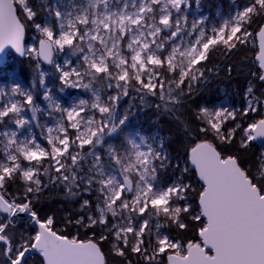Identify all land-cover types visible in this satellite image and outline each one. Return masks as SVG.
<instances>
[{
  "label": "snow or ice",
  "instance_id": "6c2138e0",
  "mask_svg": "<svg viewBox=\"0 0 264 264\" xmlns=\"http://www.w3.org/2000/svg\"><path fill=\"white\" fill-rule=\"evenodd\" d=\"M230 5L0 0V264H264V0Z\"/></svg>",
  "mask_w": 264,
  "mask_h": 264
},
{
  "label": "trees",
  "instance_id": "16d2710c",
  "mask_svg": "<svg viewBox=\"0 0 264 264\" xmlns=\"http://www.w3.org/2000/svg\"><path fill=\"white\" fill-rule=\"evenodd\" d=\"M215 3L221 4V6L224 8H229V0H204V6H205V8H207L206 10L211 15H213L215 12L214 11L215 7H216ZM31 35H32V32L29 31L27 33V39L26 40L29 41ZM253 55H254V53H253ZM8 56H10L11 58L14 59L16 65L19 69L20 75L22 73L24 75H26L27 74V68H26L25 64H22L20 62L21 59L17 58L14 54H10ZM226 83L227 82H225V84ZM236 86H237L236 82H233V87H236ZM222 96H223V93L218 92L217 86L214 85L213 90L207 95V98L212 99V100H217L218 97H222ZM133 119L137 120L136 124L141 129H144L145 127H149L153 130L160 128L161 131L165 135H169V133H170V126L167 124V122L162 120L159 124L154 123L157 118L152 111L146 110L143 112H139L135 115V117ZM173 139H174V136H173ZM258 147H259V145H256V148H258ZM171 148L174 150L173 151L174 155L177 154V152L180 154H183L184 149L179 144L173 143L171 145ZM256 148H254L253 150H256ZM38 207H41L45 213L51 214L49 212V209H51L52 211H55L59 207V204L58 203H52V202L46 200L41 205H38ZM61 215H62V213H61Z\"/></svg>",
  "mask_w": 264,
  "mask_h": 264
},
{
  "label": "rangeland",
  "instance_id": "374dc122",
  "mask_svg": "<svg viewBox=\"0 0 264 264\" xmlns=\"http://www.w3.org/2000/svg\"><path fill=\"white\" fill-rule=\"evenodd\" d=\"M215 5H216V7H215V12H214V14L213 15H211L206 9L207 8H205V6L203 7V12H204V14H207V15H209V16H211V17H215L216 16V13H217V11L219 10L222 14H228L229 13V11H230V0H229V8H224V7H222L221 6V4H218V3H215ZM32 36H33V33H32V35H31V37H30V39H29V43H32V42H34L33 40H32ZM5 65H11L12 66V68H14L15 70H16V73H17V75L18 76H20V73H19V69H18V67H17V65H16V63H15V61H14V59L13 58H11L10 56H8V57H6V61H5ZM4 75H7L8 73L7 72H5V73H3ZM66 98H68V97H66ZM137 120L136 119H133V124L135 125V126H137ZM138 127V126H137ZM139 128V127H138ZM141 129V128H140ZM142 131H144V132H146V133H148V132H154L155 130H153V129H151V128H149V127H145L144 129H141Z\"/></svg>",
  "mask_w": 264,
  "mask_h": 264
},
{
  "label": "water",
  "instance_id": "95a60500",
  "mask_svg": "<svg viewBox=\"0 0 264 264\" xmlns=\"http://www.w3.org/2000/svg\"><path fill=\"white\" fill-rule=\"evenodd\" d=\"M26 39H27V35H26ZM9 54H14L17 58L21 59L20 57H18L14 50H9V52H6L4 54H0V60L3 61V63L5 64V61H6V57L9 55Z\"/></svg>",
  "mask_w": 264,
  "mask_h": 264
}]
</instances>
